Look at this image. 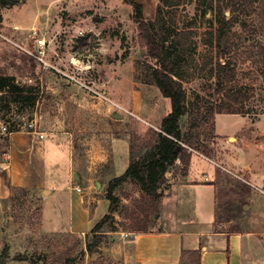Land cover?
Listing matches in <instances>:
<instances>
[{
  "label": "rangeland",
  "instance_id": "374dc122",
  "mask_svg": "<svg viewBox=\"0 0 264 264\" xmlns=\"http://www.w3.org/2000/svg\"><path fill=\"white\" fill-rule=\"evenodd\" d=\"M1 1L0 77L39 90L35 106L22 115L23 126L36 118L39 128L60 125L82 138V143L89 136L96 138L98 150H110L113 140L121 136L130 147L134 137L143 138L150 128L158 129L170 113V100L146 78L148 59L128 0H5L7 6H1ZM135 1L143 6L145 18L153 20L159 0ZM170 1L175 6H162L168 25L185 33L175 70L177 80L187 103L200 107L208 122L197 130L206 134L197 151L240 176L217 169L218 211L225 222L235 216L229 229L253 228V213L264 211V32L254 21L255 10L249 7L236 12L240 19L228 30L232 15L223 14L225 7L218 0ZM242 21L247 22L245 30ZM221 27L228 35L226 44L218 47L224 36ZM225 63L229 68H223ZM219 81L226 91L241 90L248 97L242 113L218 115L211 111L219 103ZM15 109L13 106V112ZM11 119L12 115L1 119L0 135L1 126ZM181 124L187 131L186 118ZM213 125L215 135L225 136L211 138L209 128ZM240 156L241 163L250 159L248 163L262 173L260 185L239 169ZM53 159L60 161L63 174L68 167L67 154H56ZM104 173L98 166L96 175H83L81 193L91 191L97 199L104 198L108 185ZM243 179L253 187L244 185ZM49 181L55 187L61 184V178ZM88 187L91 190H84ZM118 193L121 202L129 204L120 202L114 218L116 231L108 233L92 252L84 253L41 193L16 194L8 206V219L0 223V257L7 246L5 264H61L60 254L72 248L74 264H124L132 254L127 234L129 209L141 191L127 184ZM252 201L259 203L255 206ZM228 204L231 211H226ZM86 208L91 219L94 204L86 202ZM104 208L107 214L109 208L103 205L99 214ZM153 227L151 223L150 229ZM256 227L264 229V224ZM92 229L75 235L85 239L90 234L92 239ZM254 248H250L248 264L264 252V244ZM16 256L28 260H14Z\"/></svg>",
  "mask_w": 264,
  "mask_h": 264
},
{
  "label": "crops",
  "instance_id": "0c3cea01",
  "mask_svg": "<svg viewBox=\"0 0 264 264\" xmlns=\"http://www.w3.org/2000/svg\"><path fill=\"white\" fill-rule=\"evenodd\" d=\"M146 123L153 127L152 123ZM40 131L45 132L43 139L16 132L9 136L7 147L0 150V200L11 196L13 187L34 189L44 196V202L52 206L57 218L70 232L88 233L105 214V208L99 214V207L109 208V201L97 199L91 191L83 195L72 188L82 189L83 175H96L98 166L104 168L107 183L123 175L130 164L128 140L121 136L113 140L110 150H98L96 138L88 136L82 143V138L60 125H47ZM5 153L9 155L8 162ZM56 154L68 156V167L63 174L60 161L53 159ZM249 160L241 163L240 156L238 167L249 180L260 185L262 173L256 171ZM4 163H7L6 167ZM217 169L233 174L211 158L193 153L187 174L176 168L168 175L160 212L152 220L154 227L148 232H127L132 254L124 264H180L183 251L199 249L202 251L200 264H248L250 248L264 244V229L256 227L264 224V211L260 209L253 213L252 219L256 220V224L250 225L253 228L232 230L228 227L232 221L216 223ZM60 178L61 184L57 187L49 181ZM245 183L253 187L246 179ZM86 189L91 190L90 187ZM86 196L89 197L86 199ZM86 202L94 204L91 219ZM127 204V200L121 202L122 206ZM2 219L0 203V223ZM254 257L251 264H264V252Z\"/></svg>",
  "mask_w": 264,
  "mask_h": 264
},
{
  "label": "trees",
  "instance_id": "16d2710c",
  "mask_svg": "<svg viewBox=\"0 0 264 264\" xmlns=\"http://www.w3.org/2000/svg\"><path fill=\"white\" fill-rule=\"evenodd\" d=\"M128 1L134 9L133 20L138 27L140 46L145 50L148 59L146 78L159 89L164 98L170 100L171 111L162 119L158 129L150 128L145 137H134L131 140L129 167L123 175L108 182L104 199L109 201V209L92 229V239H89L90 234H86V238L81 239L70 233L69 236L74 238L75 245L82 253L92 252L96 246L102 243L108 233L116 231L114 218L121 202L118 192L127 184H131L141 191L140 197L133 201L129 209L128 220L130 223L127 232H148L153 217L160 212L163 190L169 182L168 175L176 168L183 174H187L192 155L200 153L197 150L203 144V136H206L205 133L202 136L197 131L200 127L208 124L206 117L200 113V107L187 103L182 83L177 80L175 73L185 33L169 27L162 10L163 5L166 8L175 5L170 0H159L154 19L147 20L143 13V6L135 0ZM218 2L225 7L224 15L226 12L232 15L229 19L228 30H231L240 19L236 12L245 6L255 10L254 21L264 32V0H218ZM7 5H9L8 2L1 1V6ZM241 25L244 30L247 28L246 21H242ZM222 31L224 36L220 39L218 47L226 44L228 33L223 29ZM149 60H152L153 63H150ZM223 68H229L228 64L225 63ZM38 96L37 86L18 85L14 83L13 79L0 77V121L6 116L12 115L11 123L8 121L7 125L8 132H16L23 127L22 115L35 106ZM217 96L219 103L216 104L215 110L211 108V111L218 115L242 113L243 104L248 99L241 90L226 91V88L222 86V81L218 83ZM13 106L16 108L14 112ZM183 118L187 119V131L182 128ZM215 130L214 125L209 128L211 138H221L215 135ZM8 140V135H0V150L7 147ZM18 193L25 196L37 192L30 188L13 187L11 196L8 199L0 200L5 220L9 217L8 206L13 203ZM226 211H231L230 204L226 205ZM240 211L244 212V206ZM232 216L228 217L226 222H231ZM223 221L217 208L216 223ZM2 228L0 227V229ZM74 252L75 250L72 248L64 250L58 257L61 264H74L76 258L73 257ZM201 254V249L183 251L180 264H200ZM8 257L6 246L0 257V264H5ZM14 260L26 261L28 258L16 256ZM33 263L36 262L33 261Z\"/></svg>",
  "mask_w": 264,
  "mask_h": 264
},
{
  "label": "built area",
  "instance_id": "2783aa9c",
  "mask_svg": "<svg viewBox=\"0 0 264 264\" xmlns=\"http://www.w3.org/2000/svg\"><path fill=\"white\" fill-rule=\"evenodd\" d=\"M104 98H106V97L104 96ZM8 124L9 123H6V124H3L1 126V132L4 135L11 136L12 134H14L16 132H19V133H25V134H34V135L39 136L40 139H43L45 137V132L40 131L39 123H38L36 118L31 120L28 124L24 125L19 131H16V132H8V130H7ZM190 150L192 151V149H190ZM5 157H6V162H8L10 159L8 153H5ZM6 165H7V163L5 164V167H6ZM72 189L78 193L82 192V189L79 187H73Z\"/></svg>",
  "mask_w": 264,
  "mask_h": 264
},
{
  "label": "bare ground",
  "instance_id": "6f19581e",
  "mask_svg": "<svg viewBox=\"0 0 264 264\" xmlns=\"http://www.w3.org/2000/svg\"><path fill=\"white\" fill-rule=\"evenodd\" d=\"M72 62H73L74 64H76V63H77V60L74 59Z\"/></svg>",
  "mask_w": 264,
  "mask_h": 264
},
{
  "label": "water",
  "instance_id": "95a60500",
  "mask_svg": "<svg viewBox=\"0 0 264 264\" xmlns=\"http://www.w3.org/2000/svg\"><path fill=\"white\" fill-rule=\"evenodd\" d=\"M117 117H118V118H121V116H120V115H117Z\"/></svg>",
  "mask_w": 264,
  "mask_h": 264
}]
</instances>
